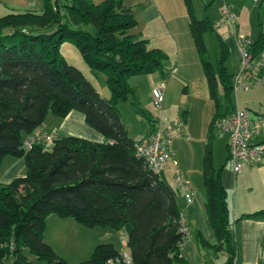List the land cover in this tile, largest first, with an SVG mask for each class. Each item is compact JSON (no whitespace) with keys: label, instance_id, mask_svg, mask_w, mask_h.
Segmentation results:
<instances>
[{"label":"trees","instance_id":"obj_1","mask_svg":"<svg viewBox=\"0 0 264 264\" xmlns=\"http://www.w3.org/2000/svg\"><path fill=\"white\" fill-rule=\"evenodd\" d=\"M40 1L39 12L0 17V163L5 157L21 158L26 168L24 176L0 185V264H29L25 252L39 262L70 264L44 242L45 221L50 215L87 228L122 233L133 264H188L180 251L182 212L177 192L162 173H152L136 157V140L129 137L118 107L129 104L153 131L156 120L139 108L128 79L160 71L168 56L148 48L146 39L133 34L137 21L122 0ZM184 4L215 106L212 131L235 109L234 74L224 67L228 50L215 24L208 18L197 20L190 0ZM88 26L93 34L86 31ZM206 32H215L218 40L216 68L205 59ZM65 43L77 49L95 76H105L108 98L64 59L61 47ZM250 51L253 59L262 57V32L252 41ZM71 111L80 112L85 123L103 136V142L66 136L57 138L46 151L43 145L22 148L24 139L43 126L49 113L63 120ZM221 170L213 168L209 140L202 180L208 225L216 244L208 245L200 232L196 237L201 248L225 252V264H233L236 248ZM262 216L264 210L244 214L240 220ZM119 254L111 243L99 244L89 260L79 264H107Z\"/></svg>","mask_w":264,"mask_h":264},{"label":"crops","instance_id":"obj_2","mask_svg":"<svg viewBox=\"0 0 264 264\" xmlns=\"http://www.w3.org/2000/svg\"><path fill=\"white\" fill-rule=\"evenodd\" d=\"M122 1L124 6L132 11L137 21L133 34L137 35L138 38L146 39L148 48L159 49L168 56V60L163 66L165 67L164 70L158 74L150 75L152 81L148 100L150 104L153 86L159 83L163 84L165 98L162 109L154 112L155 125L158 120L164 123L178 121L179 136L170 143V157L164 166L162 177L166 180L165 175H168L170 182L166 181L172 185L174 173L178 170L180 175L190 182L193 192V200L187 204L181 193L176 190L178 206L184 214L189 229V233L180 247L181 256L188 264H211L205 260L206 256L196 237V233L200 232L208 242L215 239L208 225L204 206L206 189L202 180L203 154L205 145L210 140L213 168L216 171L222 169L221 183L227 191V201L231 211L230 230L236 248L233 264H257L264 258V216L245 220H240V217L244 214L264 210V159L244 167L240 174L235 175L228 159L229 138L227 133L218 128L223 132L219 135L215 132L217 127L212 131L210 130L215 106L209 97L208 87H205L203 83L200 88L190 87L193 82L190 71L200 73L202 67L189 31V19L184 0ZM235 1L240 6V1ZM21 9H25V12L35 8ZM231 11L239 16L240 24L243 13L241 11L235 12L234 6ZM217 20L215 19V21ZM243 23L246 25V22ZM250 28L247 35L250 36L251 41H254L256 39L254 36L257 34L254 35L252 26ZM216 29H218V33L228 48L229 62H231L233 69L231 74H236L240 69L241 60L234 34L232 36L230 25L227 22L219 23L217 21ZM262 57L264 59V51ZM164 73L168 76L167 79H163ZM233 94L235 108L247 107L253 116L264 113V85L254 86L248 91L238 89ZM40 129L55 132L57 138L72 136L96 143L103 142V136L90 128L85 123L83 115L78 111H71L63 120L51 119L50 127L42 126ZM150 132L149 130L143 136ZM138 137H142V135L136 136V138ZM25 173L26 168L23 159L5 157L0 163V185H8L15 178L24 176ZM69 220V218L50 215L45 221V231L47 232V225L49 224L56 225V228H62L69 224L74 229H78L77 225ZM60 234L62 235L61 232L56 231L54 236L57 237ZM57 238L60 239V237ZM121 239L125 245L123 235ZM45 242L48 245H53L49 241L45 240ZM214 244L216 242L212 243V245ZM220 253L226 258L223 263L225 264L228 254Z\"/></svg>","mask_w":264,"mask_h":264},{"label":"rangeland","instance_id":"obj_3","mask_svg":"<svg viewBox=\"0 0 264 264\" xmlns=\"http://www.w3.org/2000/svg\"><path fill=\"white\" fill-rule=\"evenodd\" d=\"M8 0H0V17L7 15L8 13H18L24 12L25 9L21 8H35L31 9L30 11L38 12L42 9V3L40 0H9L11 2H7ZM238 5L237 1L235 0H227L226 3L228 6L231 7L235 12L241 11L243 13L241 23L239 24V16H237V23L235 30L230 26L232 36L236 33V36L248 34V31L251 29L252 26L254 30V37H258L259 32H262L264 35V2L263 0H239ZM194 15L197 20H204L208 18L215 26H217V21L219 23H226L222 19L221 9L222 0H190ZM212 2V4H210ZM12 5V6H11ZM40 8V9H36ZM215 19H218L215 21ZM216 22V23H215ZM246 22V25L243 23ZM86 31L90 32L91 34L94 33V29L91 26L85 28ZM218 33V29H216ZM249 38L250 36L247 35ZM203 41L206 47V54L205 59L211 63V65L216 68L218 65V61L220 58V50L218 45V40L216 37L215 32H206L203 34ZM226 46V45H225ZM226 49L228 50L227 46ZM61 55L64 59L72 66L76 67L80 70L85 78L94 86V88L99 92V94L104 97H109V91L107 89L105 83V76L100 73L98 76H95L91 70L87 67L85 62L83 61L81 55L77 51V49L72 46L70 43H65L61 47ZM165 65V63H164ZM224 67L226 68L227 72L230 74L233 69L231 66V62H229V52L224 61ZM163 67L160 71L164 70ZM158 71V72H160ZM187 70L185 69V72ZM158 72H156L158 74ZM191 76L193 77V84H190L191 88H200L202 83L205 87H207L206 79L204 77L203 71L200 69V73H196L195 71L191 70ZM156 74V75H157ZM200 77V78H199ZM168 76L163 75V79H167ZM151 81L152 78L150 75H140V76H133L128 79V85L135 90V94L137 97V102L139 104V108L142 109L144 112L155 117L154 112L156 111L152 105V102L149 104L148 96L149 91L151 89ZM144 86H143V85ZM142 85V86H141ZM262 86L261 84H258ZM255 85V86H258ZM253 88V87H252ZM251 89V88H250ZM248 89V90H250ZM245 90V91H248ZM234 96V95H233ZM119 110L121 112V120L122 123L131 138H136L138 135H144L149 132L150 128L146 119L135 112L132 107L129 106L127 103H120L118 105ZM157 112V111H156ZM51 119H56L50 113L47 116L43 126L50 127ZM217 127V126H216ZM221 129V128H220ZM218 129H215L216 133L223 134V132ZM219 131V132H218ZM220 139V137H218ZM165 178L168 182H170V178L168 175H165ZM74 225H77L78 229H74L69 224L64 225L62 228H56V225H47V232L44 233V242L45 240L53 245L51 248L53 251L59 256L60 258L66 260L70 264H79L89 260L94 248L99 244L105 243H113L112 245L116 250H126L124 243L122 242V233H112L108 232V230L103 228H87L84 227L72 219L69 220ZM56 228V229H55ZM46 230V229H45ZM56 231L62 233L57 237ZM205 239V238H204ZM211 242V243H210ZM208 245H212L213 242H216L215 239L210 241ZM204 251V255L206 256L205 260L211 264H223L225 261V256L221 254L219 251H213L212 248L203 247L201 248ZM122 252V251H121ZM25 256L29 262V264H47L46 262H39L36 257L28 252H25ZM4 264H11L9 261L4 262ZM175 264V263H174Z\"/></svg>","mask_w":264,"mask_h":264},{"label":"built area","instance_id":"obj_4","mask_svg":"<svg viewBox=\"0 0 264 264\" xmlns=\"http://www.w3.org/2000/svg\"><path fill=\"white\" fill-rule=\"evenodd\" d=\"M222 19L235 31L237 16L231 7L223 0L221 6ZM234 40L240 52V69L233 77V93L238 89L248 90L255 85H264V59H253L250 51L252 41L246 35L236 36ZM165 98L163 84H155L151 90V102L156 111H160ZM216 126L228 135V155L235 175L243 168L264 159V113L253 116L247 107L235 108L226 117L220 119ZM179 136L178 121L164 123L160 120L149 134L135 138V155L143 160L146 168L154 174L163 172L164 166L170 157L169 146L171 141ZM57 139L55 132L43 131L40 128L24 139L22 148L30 150L34 145H43L44 150ZM172 186L183 196L185 202L190 204L193 200L191 184L184 179L178 170L175 171ZM179 231L183 240L189 233L183 213L179 216ZM125 241V237L123 235ZM182 244V243H181ZM180 244V247H181ZM107 264H133L129 252L122 251L110 259ZM257 264H264V258Z\"/></svg>","mask_w":264,"mask_h":264}]
</instances>
